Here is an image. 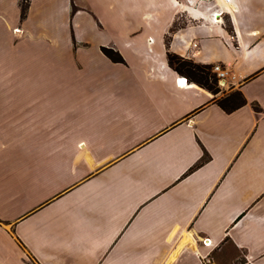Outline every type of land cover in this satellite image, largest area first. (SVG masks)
Masks as SVG:
<instances>
[{"label":"crops","instance_id":"1","mask_svg":"<svg viewBox=\"0 0 264 264\" xmlns=\"http://www.w3.org/2000/svg\"><path fill=\"white\" fill-rule=\"evenodd\" d=\"M20 1L0 0V264H264V0ZM169 52L231 87H180Z\"/></svg>","mask_w":264,"mask_h":264},{"label":"trees","instance_id":"2","mask_svg":"<svg viewBox=\"0 0 264 264\" xmlns=\"http://www.w3.org/2000/svg\"><path fill=\"white\" fill-rule=\"evenodd\" d=\"M21 19L24 20L27 16L29 8V0H21ZM101 51L105 56L115 63H125L122 55L112 48L101 47ZM168 61L171 68L177 71L179 74L186 76L191 82L196 83L200 87L208 90L215 96L220 93L218 88L216 75L212 72L211 65H203L195 63L192 60L185 59L177 54L168 53ZM216 103L221 107L225 112L231 113L242 106L247 104V99L244 97L243 93L240 91H232L228 95L221 97L216 100ZM254 109L258 112L260 107L254 105ZM210 156L205 152L202 160L194 166L189 173L197 170L206 162L209 161Z\"/></svg>","mask_w":264,"mask_h":264},{"label":"built area","instance_id":"3","mask_svg":"<svg viewBox=\"0 0 264 264\" xmlns=\"http://www.w3.org/2000/svg\"><path fill=\"white\" fill-rule=\"evenodd\" d=\"M195 47L198 46L197 43L194 44ZM212 72L216 75L218 88L220 90L229 89L232 85V79L234 77L229 74L227 69H225L222 65L216 64L212 67ZM177 85L180 87H184L189 85V80L187 77H180L177 79ZM202 264H214L213 258L210 255H206L202 257Z\"/></svg>","mask_w":264,"mask_h":264},{"label":"rangeland","instance_id":"4","mask_svg":"<svg viewBox=\"0 0 264 264\" xmlns=\"http://www.w3.org/2000/svg\"><path fill=\"white\" fill-rule=\"evenodd\" d=\"M92 14V16H93V18L96 20V23H97V21L99 20V16H97L95 13H91ZM185 21V18L182 16V18H180L177 22H176V24H175V28H177V26H181V25H183V22ZM18 30L16 29L15 30V32H17ZM171 31H174V27H173V29L171 30ZM2 122H0V132H1V127L3 126L2 124H1Z\"/></svg>","mask_w":264,"mask_h":264}]
</instances>
